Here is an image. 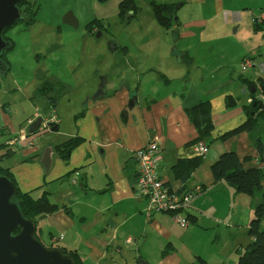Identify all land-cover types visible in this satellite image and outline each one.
<instances>
[{
    "label": "crops",
    "instance_id": "1",
    "mask_svg": "<svg viewBox=\"0 0 264 264\" xmlns=\"http://www.w3.org/2000/svg\"><path fill=\"white\" fill-rule=\"evenodd\" d=\"M51 1L54 7L47 14L54 18L61 41L72 29L61 19L68 9L77 17L78 26L82 20L86 32H91L88 25L94 21V30L100 23L110 27L105 8L109 0ZM120 1L116 6L119 19ZM134 1L131 18L137 20L127 44L117 41L116 56L109 57L102 70L104 87L85 88L82 109L66 108L65 116L56 114L61 111V97L54 105H45L43 110L48 108L56 116L57 129L41 127L46 132L37 143L17 151L11 148L0 166L10 172L19 191L33 198L49 193L57 208L37 218V235L44 236L48 246L75 251L82 264H139V258L142 264H236L238 251L251 240L247 234L251 197L236 192L223 179L215 180L211 165L222 152L234 149L245 168L264 170V153L252 131L228 134L250 117L253 97L264 102L260 86L251 94L248 83L264 80V30L252 22L264 0ZM138 1L149 5V19L139 16ZM151 1L176 5L169 28L156 21ZM154 21L172 32L171 40L150 42L147 35L156 27ZM243 24L247 39L231 41V28L239 31ZM78 65V59L66 62L68 67ZM201 101L210 106V136L204 140L200 137L206 123L192 120L187 112ZM35 106L36 113L29 119L42 113ZM6 112L11 110L0 103V133L2 127L13 132L6 140L27 134L23 127L16 135ZM65 118H70L71 128L60 130ZM258 127L264 148V123ZM70 137H79L81 142L62 156L55 146ZM153 140L159 146L160 178L179 192H194L181 212L190 220L188 226L175 223L168 213L146 217L145 199L133 194L136 164L132 152ZM199 141L208 145L203 155L194 149ZM48 146L53 153L45 171L40 158ZM16 153L20 158L11 159ZM209 227L219 241L213 254L205 249Z\"/></svg>",
    "mask_w": 264,
    "mask_h": 264
},
{
    "label": "rangeland",
    "instance_id": "2",
    "mask_svg": "<svg viewBox=\"0 0 264 264\" xmlns=\"http://www.w3.org/2000/svg\"><path fill=\"white\" fill-rule=\"evenodd\" d=\"M26 1L35 4V7L38 8L34 21L27 25L25 21L20 20L3 32L4 37L12 40L13 47L3 53V59L8 65V70L6 73L0 74V103H4L5 107L11 110V113L6 112V115L9 116L10 126H13L16 132L23 127L28 130L30 123L28 116H34L33 114L36 113L37 107L35 105L40 108L43 114L46 115L48 113V108L46 110L43 109L46 108L44 107L45 105L48 107L47 99L49 97L56 95V103L61 97L59 101L61 111H57V115L64 114L65 116L68 114L65 111L66 108L68 111H79L82 109V92L85 88H90L95 84L96 86L100 85L101 78L104 76L102 70L108 66L107 62L110 61L108 58L116 56L111 50V44L117 45V41L126 43L129 40L127 36H130L133 31L132 26L137 20V18L135 21L132 18L129 20L127 18L119 19L116 16V6L119 0H109L108 3H105V8L109 12L110 27L99 29L98 32H101L100 36H96L97 31L86 32L82 27V20H80V26L77 28L72 27L68 34H64L63 41H61L53 24L54 18L47 14V11L52 10L54 7L52 1ZM137 4L140 7L139 16H143L142 18L145 20L149 19L152 15L149 5L144 1H138ZM94 8L95 10L97 8L95 4ZM120 20H122V23ZM127 22L132 25L129 26ZM153 24L157 28L153 26L149 30L147 36L150 42L159 44L172 39L171 31L166 32L155 21ZM245 27L246 25L243 24L239 31H234L233 26L229 32V39L235 42L242 37L247 39L248 30H245ZM162 47L165 48L166 45ZM117 56H121V54ZM76 59L79 62L78 66H66L67 60L75 63ZM166 60L171 62L169 58H166ZM47 80H58L61 82L62 91L57 94L56 89L50 88L38 93L37 90ZM70 122V118L69 120L65 118V123L60 130H67L68 126L70 127ZM263 123L264 119L259 121V125ZM2 129L0 145L13 133L10 132V127H2ZM16 132L14 133L16 134ZM43 132H46V130L39 127L35 132L27 133V139L31 140L32 143H37L38 139H40V134ZM258 133L259 135L261 134L260 131ZM16 135L18 136L19 133L17 132ZM62 137L64 136H58V138ZM261 138L264 141L263 134ZM8 150H10L8 147L0 146V153H5ZM19 158L17 153L11 157L13 160ZM206 232L205 249L210 254H213L219 241L212 228L209 227ZM40 240L45 245H49L48 240L44 236Z\"/></svg>",
    "mask_w": 264,
    "mask_h": 264
},
{
    "label": "trees",
    "instance_id": "3",
    "mask_svg": "<svg viewBox=\"0 0 264 264\" xmlns=\"http://www.w3.org/2000/svg\"><path fill=\"white\" fill-rule=\"evenodd\" d=\"M99 1L104 2L105 0ZM24 4L29 7L31 12V18L25 22L28 25L29 23L34 21V16L38 8L35 7V4H32L26 0H23L19 5L21 6ZM150 6L152 8L156 21L161 26L169 28L174 22V10L176 5L151 1ZM135 8L136 6L134 0L120 1V18H131L135 12ZM129 11H133V13L129 14ZM17 22H15L14 24H16ZM94 23L95 21L91 22L88 25V30L91 31V33L94 31L96 32L103 25L100 23V27H96L97 29L94 30ZM256 26L261 29H264L263 27L258 26V24ZM4 38L9 40L10 42L9 47L4 50L6 51L13 47V42L8 37ZM1 58L3 59V54L1 55ZM248 83L250 87L255 88L253 92H250L251 94H253L257 90L256 85L258 84L264 95V80H261L257 83H255L254 81H248ZM50 88L56 89V92L58 94V92L62 91L61 82L47 81L45 84L40 86L37 91L38 93H42V91L44 92ZM49 98L55 100L57 96L55 95ZM259 103H261V105H259ZM249 107L250 108L248 113L250 114V117L228 134L236 133L238 131L243 130L252 131L259 151L261 153H264L263 143L261 142L260 135L258 133V123L260 120L264 119V102L260 99H256L253 97L249 103ZM187 112L192 118V120H200L206 123L203 134L200 138L202 140L208 138L210 136L211 129L209 103L207 101H201L192 108L187 109ZM80 142L81 138L70 137L64 142L56 145L55 148L56 150H60L62 156H66L69 150ZM0 146L5 145L4 143H2ZM9 154H11V150H8L5 153H0V159ZM211 171L215 180L223 179L228 185L233 187L236 192H243L251 197L252 217L249 221L247 229V234L251 237V240L243 249L238 251V258L236 264H264V186L262 184V181L264 180V170L257 166L245 168L242 165V162L237 152L232 149L229 151L222 152L219 155L217 160L212 163ZM0 173L6 174L10 179L13 180L10 172L2 166H0ZM16 189V197L22 214L35 222L40 215L51 212L57 208V205L50 201L49 193L47 191H44L40 197L33 198L29 192H21L18 190L17 187ZM35 235L37 238H39L37 232L35 233ZM61 248L64 250V252L70 254L74 258L75 264H82L80 256L75 251L67 250L63 247Z\"/></svg>",
    "mask_w": 264,
    "mask_h": 264
},
{
    "label": "water",
    "instance_id": "4",
    "mask_svg": "<svg viewBox=\"0 0 264 264\" xmlns=\"http://www.w3.org/2000/svg\"><path fill=\"white\" fill-rule=\"evenodd\" d=\"M23 0H0V74L7 71V63L1 58L3 51L10 45L3 32L15 22L23 20L20 3ZM62 22L73 28L78 27V19L71 10L62 16ZM101 32L96 33L100 36ZM116 44H111L115 53ZM112 52V53H113ZM104 79V76L101 78ZM104 87V83H101ZM250 92L254 87H249ZM261 105V103H259ZM49 114V112H48ZM42 116L38 115L29 123L27 133L35 132L41 125ZM51 130L57 129L53 124ZM52 147L44 149L40 158L45 171L50 168ZM17 189L12 179L0 173V264H75L74 258L61 247L47 246L36 237V222L25 217L17 201ZM145 263L139 258V264Z\"/></svg>",
    "mask_w": 264,
    "mask_h": 264
},
{
    "label": "built area",
    "instance_id": "5",
    "mask_svg": "<svg viewBox=\"0 0 264 264\" xmlns=\"http://www.w3.org/2000/svg\"><path fill=\"white\" fill-rule=\"evenodd\" d=\"M252 22L264 28V5L257 10ZM264 30V29H263ZM245 65L250 64V59L246 58ZM251 101V100H250ZM34 119H29L32 122ZM56 121V116L49 113L43 114L40 127L49 129ZM6 146L11 148L29 147L32 141L27 139V134L12 137L5 141ZM199 155H203L208 150L205 142L199 141L194 147ZM159 146L153 140L135 149L132 152V160L136 164V176L133 181V194L136 197L145 199L144 213L150 217L154 213L162 212L170 214L172 220L182 226H188L190 220L181 212L194 196V192H179L170 188L159 176ZM264 163V155L262 158ZM128 242L131 240L128 238Z\"/></svg>",
    "mask_w": 264,
    "mask_h": 264
},
{
    "label": "flooded vegetation",
    "instance_id": "6",
    "mask_svg": "<svg viewBox=\"0 0 264 264\" xmlns=\"http://www.w3.org/2000/svg\"><path fill=\"white\" fill-rule=\"evenodd\" d=\"M21 7V11H22V14L24 15V20L23 21H27L28 19H30L31 18V16H30V14H31V12H30V9H29V7L27 6V5H21L20 6ZM133 13V11H129V14H132ZM102 28H108V25L107 24H103L99 29H102ZM47 81H51V80H47ZM47 81H45V83L47 82ZM44 83V84H45ZM101 83L102 82H100V85H101ZM43 92V91H42ZM56 103V99L55 100H52V99H47V104H49V105H54ZM39 115H41V116H43V113H40Z\"/></svg>",
    "mask_w": 264,
    "mask_h": 264
}]
</instances>
